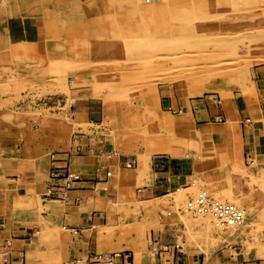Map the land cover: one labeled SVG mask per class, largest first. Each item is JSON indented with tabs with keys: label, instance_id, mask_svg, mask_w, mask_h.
Listing matches in <instances>:
<instances>
[{
	"label": "rangeland",
	"instance_id": "374dc122",
	"mask_svg": "<svg viewBox=\"0 0 264 264\" xmlns=\"http://www.w3.org/2000/svg\"><path fill=\"white\" fill-rule=\"evenodd\" d=\"M153 5L164 7L167 16L149 20L120 0H0V112L31 140L67 143L95 131L127 147L158 145L159 152L162 147L176 152L168 157L204 161L208 169L197 185L179 187L160 203L174 227L172 239L216 253L257 225L255 210L264 224V204L256 207L240 191L247 175L238 157L241 115L230 113L255 96L254 71L264 64V0ZM163 23L174 26L170 38ZM161 36L171 42L163 43ZM196 86L205 89L197 92ZM175 100L203 108L217 104L227 115L196 121L185 108H171ZM53 152H47L52 160ZM102 187L120 213L138 211L129 199L140 189ZM202 189L245 209L244 224L222 229L208 213L189 211L188 202ZM160 203L150 208L160 209ZM57 228L65 231L61 224ZM255 238L264 244V236ZM44 241L33 264H65L61 245L51 236Z\"/></svg>",
	"mask_w": 264,
	"mask_h": 264
},
{
	"label": "crops",
	"instance_id": "0c3cea01",
	"mask_svg": "<svg viewBox=\"0 0 264 264\" xmlns=\"http://www.w3.org/2000/svg\"><path fill=\"white\" fill-rule=\"evenodd\" d=\"M254 80L255 96L230 113L241 115L238 157L247 175L240 191L247 202L260 207L264 204V64L255 68ZM202 105L175 100L170 107L185 108L188 114H196V121L227 115L217 104ZM15 124L0 112V264H33L36 254L45 250L44 236L61 245L65 264H264V244L255 238L264 236L259 209L253 214L257 225L245 228L237 244L216 253L189 246L179 253L173 248L153 253L152 243L159 249L178 243L169 235L174 234V227L162 213L161 200L179 187L197 185V178H204L208 169L204 161L190 155L168 157L173 154L157 151L158 145L127 147L103 140L95 131L67 143L56 138L31 140V134ZM50 149L56 153L54 160L47 153ZM54 166L69 168L82 179L70 187L64 179L51 181ZM125 176L131 179L125 180ZM51 184L58 192L66 190L67 198L48 196ZM106 184L140 189L129 199L138 211L120 213L112 194L102 187ZM158 202L160 209L150 208ZM60 224L76 227L80 233L67 228L59 231ZM114 253L131 259L122 255L98 263L93 258L94 254Z\"/></svg>",
	"mask_w": 264,
	"mask_h": 264
},
{
	"label": "built area",
	"instance_id": "2783aa9c",
	"mask_svg": "<svg viewBox=\"0 0 264 264\" xmlns=\"http://www.w3.org/2000/svg\"><path fill=\"white\" fill-rule=\"evenodd\" d=\"M150 2L151 0H146ZM250 121V119H247ZM51 181H57L64 179L66 181L67 187H70L71 183L76 180L82 179L79 175H75L70 172L67 168H58L52 167ZM48 196H55V198L66 199L67 194L66 190L59 191L56 190V185L51 184L48 190ZM188 209L194 213L205 212L211 214L217 220V226L222 229L231 227V226H241L245 221V211L243 208L237 206L231 202L222 201L212 194H210L207 190H202L198 193L195 198H192L188 203ZM70 229L74 233H80V229L76 227H65ZM153 253L161 254V252L169 251L171 248L177 253L182 252L184 248L183 243H176L174 245H166L163 246L162 249H159L153 243ZM123 253H114L112 255H103V254H94L93 258L95 262H112L116 257H121ZM123 256H129L124 254Z\"/></svg>",
	"mask_w": 264,
	"mask_h": 264
},
{
	"label": "bare ground",
	"instance_id": "6f19581e",
	"mask_svg": "<svg viewBox=\"0 0 264 264\" xmlns=\"http://www.w3.org/2000/svg\"><path fill=\"white\" fill-rule=\"evenodd\" d=\"M4 1V0H3ZM10 1H12V0H10ZM16 1V0H15ZM23 1V0H22ZM120 1H123L124 3H126L130 8H132L134 11H136V12H142L143 14V16L144 17H147V18H149V20H158V19H163V17L164 16H167V10L164 8V7H159V6H155V5H153V4H155L156 3V1L157 0H151L150 2H147L146 0H120ZM29 2H30V0H29ZM2 3V2H1ZM19 3H21V2H19ZM36 3H38V2H36ZM143 3H145V4H147V5H149L148 7H145V6H143L142 4ZM18 4V3H17ZM24 5V4H23ZM28 6L30 5V4H27ZM26 6V5H25ZM34 6H36V5H34ZM38 6V5H37ZM36 6V7H37ZM23 7V6H22ZM24 9V8H23ZM37 9V8H36ZM19 10V9H18ZM21 10V9H20ZM40 10V9H39ZM23 11V10H22ZM28 11V10H27ZM188 12V11H187ZM39 13V12H38ZM144 13H146V14H144ZM193 13V12H192ZM191 13V14H192ZM23 15V14H22ZM33 15V14H32ZM131 15V14H130ZM179 15H181L180 13L178 14V15H176L175 17L177 18ZM197 15V14H196ZM199 15V14H198ZM26 16H28V15H26ZM25 16V17H26ZM190 16V15H189ZM188 16V18H190ZM199 16H201V15H199ZM183 17H185V15L183 16ZM187 18V17H186ZM195 18V17H194ZM198 18V17H197ZM174 19V18H173ZM178 19V18H177ZM175 21V20H174ZM181 21V20H180ZM189 21V20H188ZM173 27L174 26H171V25H164V23L163 24H161V29H164V30H162L167 36H171V34L173 33ZM262 32L264 31V30H261ZM147 34V33H146ZM149 34H151V33H149ZM187 34V33H186ZM189 34V33H188ZM143 35H144V33H143ZM148 35V34H147ZM170 36L169 37H167V38H170ZM255 36L256 35H254V38H255ZM145 37H147V36H145ZM154 37H157V36H154ZM153 37V38H154ZM173 37V36H172ZM171 37V38H172ZM185 37V36H184ZM184 37H182V39L184 38ZM204 37V36H203ZM143 38V37H142ZM147 38H149V36L147 37ZM153 38H151L152 40H153ZM161 38H162V40H163V43L165 42H168L169 41V43L171 42L170 40H168V41H165V39H164V37H162L161 36ZM253 38V39H254ZM177 39H179V38H176V40L175 41H177ZM187 39V38H186ZM185 39V40H186ZM190 39V38H189ZM257 39V38H256ZM261 39H263V38H261ZM152 40H150V42H153L154 40H155V38H154V40L152 41ZM161 39H159L158 41H160ZM161 40V41H162ZM173 40V39H172ZM188 40V39H187ZM160 41V43L162 44V42ZM175 41H173V43H175ZM179 41V40H178ZM252 40H250L249 42H251ZM256 41V40H255ZM255 41H253L254 43H255ZM260 41H262V40H260ZM185 41H183V42H181V38H180V44H182V43H184ZM253 42H251V43H253ZM257 42V41H256ZM259 42V41H258ZM154 43V42H153ZM188 43V42H187ZM186 43V44H187ZM185 44V43H184ZM188 45H190V44H188ZM205 67H207V66H205ZM210 67H207V69H209ZM213 68V67H212ZM190 70H191V68H189ZM195 69H197V68H195ZM203 69V68H202ZM191 72V71H190ZM196 72V71H195ZM203 72V71H202ZM193 73V72H192ZM188 74V73H187ZM197 88H196V91L197 92H200V91H203L204 89H205V87L204 86H196ZM158 150H160L162 153H172V154H175L176 152H174V151H172L170 148H166V147H162V148H160V149H158ZM242 169V168H241ZM202 190H204V189H202ZM201 192V191H200ZM195 198V197H194ZM189 203V202H188ZM189 210V209H188ZM190 211V210H189ZM244 211H245V209H244ZM211 217H213L211 214H209ZM196 216H197V214H196ZM213 219L215 220V222L217 223V220L213 217ZM244 224V223H243ZM217 225V224H216Z\"/></svg>",
	"mask_w": 264,
	"mask_h": 264
}]
</instances>
